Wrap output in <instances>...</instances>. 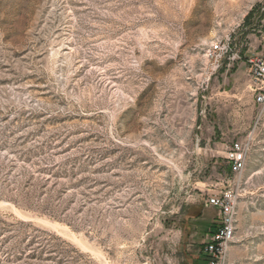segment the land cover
<instances>
[{"label": "rangeland", "instance_id": "rangeland-1", "mask_svg": "<svg viewBox=\"0 0 264 264\" xmlns=\"http://www.w3.org/2000/svg\"><path fill=\"white\" fill-rule=\"evenodd\" d=\"M256 57L264 0H0V264H208L225 191L264 264Z\"/></svg>", "mask_w": 264, "mask_h": 264}, {"label": "built area", "instance_id": "built-area-1", "mask_svg": "<svg viewBox=\"0 0 264 264\" xmlns=\"http://www.w3.org/2000/svg\"><path fill=\"white\" fill-rule=\"evenodd\" d=\"M228 52V46L219 42L213 43L209 48V57L213 60L214 69ZM249 73L253 84L251 89L255 95L256 103L264 107V58H250ZM248 148L242 143H236L226 153V160L234 174L241 173L246 166ZM207 207L219 210V226L208 236L204 245V254L208 264H227L228 252L235 240L236 231V202L231 192L210 194L205 201Z\"/></svg>", "mask_w": 264, "mask_h": 264}, {"label": "crops", "instance_id": "crops-1", "mask_svg": "<svg viewBox=\"0 0 264 264\" xmlns=\"http://www.w3.org/2000/svg\"><path fill=\"white\" fill-rule=\"evenodd\" d=\"M210 211H211V210H210ZM214 213H215V212L212 211V212L210 213V216H206V212H204L203 215H202V217L200 218V219L206 221V223L208 224V228H209V227L212 228V225H213V224H216V223H215V220H214V216H215ZM213 228H216V227L214 226ZM210 232H211V229H210ZM211 233H212V232H211Z\"/></svg>", "mask_w": 264, "mask_h": 264}]
</instances>
